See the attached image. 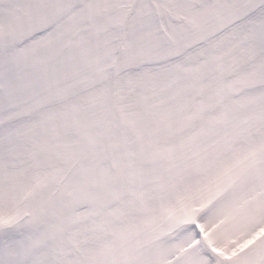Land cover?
Wrapping results in <instances>:
<instances>
[{
	"label": "snow or ice",
	"instance_id": "snow-or-ice-1",
	"mask_svg": "<svg viewBox=\"0 0 264 264\" xmlns=\"http://www.w3.org/2000/svg\"><path fill=\"white\" fill-rule=\"evenodd\" d=\"M0 264H264V0H0Z\"/></svg>",
	"mask_w": 264,
	"mask_h": 264
}]
</instances>
